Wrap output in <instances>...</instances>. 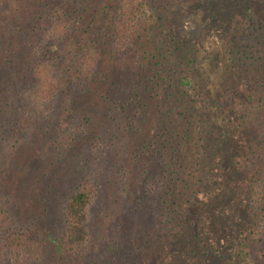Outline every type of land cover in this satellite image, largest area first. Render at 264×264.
Masks as SVG:
<instances>
[{
	"label": "trees",
	"instance_id": "16d2710c",
	"mask_svg": "<svg viewBox=\"0 0 264 264\" xmlns=\"http://www.w3.org/2000/svg\"><path fill=\"white\" fill-rule=\"evenodd\" d=\"M156 1L103 0L87 25L81 2L36 0L44 22L32 26L36 42H25L26 75L2 92L6 101L0 96V145L58 123L66 87L90 93L96 84L111 104L118 101L117 112H105L116 133L103 142L120 154L106 178L114 193L102 195L84 174L91 156L100 161L92 147L79 152L84 175L62 204L58 248L83 264H263L264 0H170L163 9ZM20 2L0 0V23L12 32H23ZM197 13L211 35L189 44L182 33ZM197 66L209 74L204 86L193 76ZM73 114L61 130L69 151L85 135L98 139L101 127L89 113L83 121ZM142 127L141 140L128 147L131 131ZM16 222L0 204V256L42 264L40 222Z\"/></svg>",
	"mask_w": 264,
	"mask_h": 264
},
{
	"label": "rangeland",
	"instance_id": "374dc122",
	"mask_svg": "<svg viewBox=\"0 0 264 264\" xmlns=\"http://www.w3.org/2000/svg\"><path fill=\"white\" fill-rule=\"evenodd\" d=\"M76 1L81 2L86 8L87 17L84 23L87 25H89L91 21H95L93 20L95 15L90 16V14H97L103 8V0ZM165 2L167 5H165ZM168 2H170V0H157L156 4L157 7L159 6V9H163L162 4L168 6ZM96 9L98 12L95 11ZM17 11L20 16L24 17V22H20L17 25L19 29L22 28L23 32H12L5 26L4 22L0 23L1 97L5 94L2 92H6L8 85L12 88L16 87L17 85L14 84L15 80H17L16 78L20 77L22 74L26 75V62L23 61L25 62L23 64L20 57H28L27 50L29 45L26 46L25 42L31 45L36 42V32L32 31V26H34L35 23H37L38 26L42 25L45 17V15H42L39 20L37 19L36 15L40 12V8L36 0H21L18 4ZM17 11L10 15V19L16 18ZM41 12L46 11L43 9ZM73 16L77 17L78 13H73ZM100 17L103 19L105 15ZM203 20H205L203 17L199 18V13L189 18L191 29H189L187 33H182L185 38H190L189 44L195 39L197 40L200 38L205 41V39L208 40L210 38L211 33L206 30L202 23ZM100 22L103 23L102 20ZM47 25L46 23V26ZM81 33L82 30H78L75 33L76 37H79ZM13 34L20 35V38L17 41L14 40ZM155 45L161 47L162 43L159 40ZM11 48L17 49L18 54H13ZM192 48L193 47L184 50L194 51ZM180 52L182 51L180 50ZM128 57L130 58L129 55ZM106 63L107 62H105V64ZM196 64L197 63L193 65ZM106 68L107 70H105V72L108 73L109 68ZM71 72H74V66L70 64V73ZM208 75L207 72L203 71V68H199L198 66L194 68L193 76L200 86H204V82L209 78ZM18 83H21V78H18ZM67 88L68 87H66L65 91H63L60 96V106L57 111V117L60 120L58 123L48 128L42 127L40 129V127H38L31 129L19 143L13 144L14 146L10 144H6L5 146L0 145V204L15 216L17 227L24 223L31 222V220L38 219V222H40L43 227L42 236H40V239H42L40 248L42 264H83L82 260L71 255L69 251L64 250V248H58L57 244H60L61 241H58L56 236V227L61 221L60 216L64 199L68 192H70L69 189L72 188L75 183L81 181L82 169L80 168V163L82 159L79 158L81 157L79 152L86 153V150L92 147V152L95 156L100 158V161L96 162L94 157L91 156L93 165L84 174L88 175V173H90L91 175L89 176L98 184L100 193L102 194L104 192L108 197L113 195L112 193H114V190H112L113 182L109 183V180L106 178L111 176L113 171H116V168L120 167L114 166V164L120 161V159H118L120 154H116V149L113 147V144H110L109 150V146L103 143L106 140L110 141L108 139L110 134L114 135L116 133L114 131L111 133L107 129L110 122L106 121L105 112L112 107L114 111L117 112L118 109L114 106L118 101L116 103L112 102L111 104L110 99H108L109 96L105 94V89H98L96 84L95 87H93L94 90L90 93H86L79 87L72 89ZM70 91L74 92L71 94ZM3 98L5 101L7 100L5 97ZM119 98H121L122 101V97ZM205 103L206 101L204 100V104ZM70 107L73 108L72 112H67V110H70ZM71 113H74V117H78L82 121L84 114L89 113L93 115L92 123H96L101 127L98 129L100 135L98 139H91L90 136L85 135V137H81L83 139L82 148L76 147L69 151V149L65 147L66 144H71V139L63 135L61 130L65 129L67 124L70 125L72 121V119L70 120ZM262 120L263 119L260 117L256 118V121H261V123L263 122ZM153 124V122H147V125L143 124L142 126H145L146 130L151 131V125ZM52 127L55 128L53 129ZM142 129L144 128L142 127L140 131H131L129 142L126 143L128 147L134 145L136 139L139 138V141L141 140L140 138L143 137ZM89 133H91V131ZM78 134L80 135L81 133ZM89 139L91 141H89ZM149 139L153 140L156 139V137L149 136ZM117 150H121V148H117ZM103 156H105V158ZM259 176L262 175L260 174ZM126 180L128 184H131V179L128 175H126ZM262 205L264 206V203ZM257 257L262 258L264 264V248L258 251ZM7 263L8 262L4 261L0 256V264ZM9 263L11 264V262Z\"/></svg>",
	"mask_w": 264,
	"mask_h": 264
}]
</instances>
